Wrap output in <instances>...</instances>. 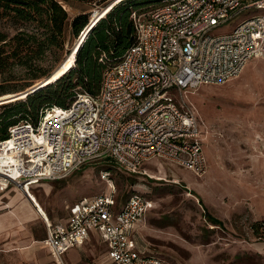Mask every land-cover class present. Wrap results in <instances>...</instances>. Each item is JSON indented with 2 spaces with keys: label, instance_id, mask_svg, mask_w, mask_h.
Masks as SVG:
<instances>
[{
  "label": "built area",
  "instance_id": "1",
  "mask_svg": "<svg viewBox=\"0 0 264 264\" xmlns=\"http://www.w3.org/2000/svg\"><path fill=\"white\" fill-rule=\"evenodd\" d=\"M249 8L264 9V0H162L147 13L134 12L136 43L105 70L97 96L81 94L37 126L9 129L0 148L4 145L12 159L0 160V192L14 187L32 200L30 185L66 179L95 163L133 175L161 160L204 175L203 130L182 97L202 86L223 85L264 56L263 14L217 34ZM101 178L111 194L82 200L65 221L50 224L45 218L46 241L59 263L97 231L113 264H168L134 235L152 200L133 194L119 206L110 172Z\"/></svg>",
  "mask_w": 264,
  "mask_h": 264
},
{
  "label": "rangeland",
  "instance_id": "2",
  "mask_svg": "<svg viewBox=\"0 0 264 264\" xmlns=\"http://www.w3.org/2000/svg\"><path fill=\"white\" fill-rule=\"evenodd\" d=\"M65 1L70 22L83 14L92 22L98 13L119 0ZM126 4L144 14L159 2L142 0ZM260 14L264 15V9L243 10L223 24L217 34L229 33L242 21ZM23 29L25 25L21 21L0 8L1 33L11 39ZM27 30L32 31L31 27ZM78 38L68 26L62 46L48 50L34 62L32 69L16 62L0 70V101L15 97L11 100L14 101L36 90L38 81L44 82L71 60ZM12 50L13 45L4 49L6 53ZM170 94L174 102L181 104L176 91L170 90ZM182 98L205 132L203 146L208 165L204 175L197 176L161 160L147 162L141 172L133 175L120 172L110 163L86 165L66 179L30 185V197L40 212L22 199L16 188L10 187L0 193V216L7 218L13 213L16 216L11 219L21 222L3 234L15 231L24 235L32 227L35 240L43 234L46 237L45 218L54 224L68 217L82 200L111 194L108 183L101 178L102 173L108 171L119 206L133 194L152 200L153 208L140 224L141 232L151 253L168 264H264V56L252 59L227 83L202 86ZM4 110L0 106V114ZM3 146L0 160L8 155ZM25 202L36 213L28 211ZM206 213L223 225L210 223ZM11 219L9 216L6 223L10 224ZM35 221L40 222L35 224ZM22 246L0 249V264H31L32 256L23 252ZM86 248L87 258L83 264L105 262L100 243L90 241Z\"/></svg>",
  "mask_w": 264,
  "mask_h": 264
},
{
  "label": "trees",
  "instance_id": "3",
  "mask_svg": "<svg viewBox=\"0 0 264 264\" xmlns=\"http://www.w3.org/2000/svg\"><path fill=\"white\" fill-rule=\"evenodd\" d=\"M61 1L67 5L65 0ZM104 1L100 0V3ZM141 1L119 0L108 6L90 26L92 19L89 20L87 14L79 15L70 22L67 9L59 0H0V8L25 25V29L11 39L0 32V70L16 62L32 69L34 62L48 50L62 46L68 26L75 37L79 36L78 46L66 71L44 83L38 90L0 104L5 109L0 114V142L8 138L9 129L13 126L26 123L37 126L55 110L68 109L79 95L97 96L105 70L119 62L136 43L133 13L137 12V7L132 8L133 5L126 3ZM28 27L32 31H28ZM84 36L85 39L81 41ZM11 45L12 53H6L5 47ZM40 82L42 80L37 83ZM15 102L19 103L9 105ZM20 120L23 122L20 123ZM206 217L210 223L222 225L221 221L209 213H206Z\"/></svg>",
  "mask_w": 264,
  "mask_h": 264
},
{
  "label": "crops",
  "instance_id": "4",
  "mask_svg": "<svg viewBox=\"0 0 264 264\" xmlns=\"http://www.w3.org/2000/svg\"><path fill=\"white\" fill-rule=\"evenodd\" d=\"M201 129H202V126H201ZM205 142H206V140H205V132L203 131V145H204ZM205 148H203V149H204V153H205V157H206V161H207ZM43 182H51V181H42V182H39V183H43ZM39 183L31 185V187L35 186V185H37ZM4 192H0V193H4ZM19 194L21 195V197L23 199L25 197V199L27 200V197L21 191H19ZM19 202L21 203V202H24V201H20L19 200ZM28 202H30V201H28ZM24 204H25L26 207H28L27 208L28 211L33 210V209H31L29 204H27L26 202ZM22 206H24V205H22ZM28 211H26L24 213L26 214ZM7 216H8L7 218L4 217V216H0V249L1 250H12V249H15L17 246L21 247L23 245L22 246L23 247L22 251L25 252L27 255L32 256V257H30L31 259L29 261V262H31V264H60L58 259L56 258V256L52 253V251H51V249H50V247H49V245H48V243L46 241L47 231H48L47 225H46V237L44 236L45 234H43V236L41 238L37 239V240L34 239V236H33V233H32V227H31V229L29 231H26V233L24 235H20L19 233L15 232V231H12L11 233L3 234V233H5V231H10L9 229H11L12 226H15L14 228L18 227L19 223L21 222L20 219H18L19 222H16V221H14V219H11V216H16L13 213L8 214ZM9 216H10V219H11L10 221H12V222H10V224L6 223V221H5V220H7L9 218ZM37 216H39V215H37ZM39 217L42 218L41 216H39ZM68 217H66L65 219H63L61 221L67 220ZM61 221H58V222H61ZM39 222L40 221H35V224H37ZM222 225H223V223H222ZM222 225H219V226H222ZM42 233H44V232L42 231ZM134 235H135V238L139 242L143 243L147 247L148 243H147L146 239L143 237L140 225H138L135 228ZM93 240H95L98 243H100L103 246V248H104L105 262H103L101 264H113L108 259V256H107V245H106V242H105L104 238L97 231H92L90 233V238L82 246L75 247V248L69 250L65 255H63V257H62V261L63 262L62 263L63 264H83L82 261L87 258L86 257L87 256L86 255L87 254L86 253L87 252L86 251V249H87L86 248V244L89 243L90 241H93ZM149 251L151 253L150 249H149ZM0 262H1V259H0ZM86 264H91V263L87 262Z\"/></svg>",
  "mask_w": 264,
  "mask_h": 264
},
{
  "label": "bare ground",
  "instance_id": "5",
  "mask_svg": "<svg viewBox=\"0 0 264 264\" xmlns=\"http://www.w3.org/2000/svg\"><path fill=\"white\" fill-rule=\"evenodd\" d=\"M103 12V11H102ZM102 12L91 22V24H90V26L91 25H93L96 21H97V19L100 17V15L102 14ZM89 26V27H90ZM85 39V36L83 37V38H81V41H83ZM72 64H74V63H72ZM69 68V64H68V61L67 62H65L58 70H56V72L50 77V78H48L47 80H45L44 82H43V84L44 83H46L47 81H49L50 79H52V78H55L59 73H61V72H64V71H66L67 69ZM41 83V82H40ZM42 84V85H43ZM39 85V84H38ZM40 86V85H39ZM38 86H36V88H37ZM15 97H12V98H7V99H4V100H2V101H0V103H4V102H7V101H11V100H13ZM9 159H12V156H10V155H7V157H6V159L5 160H9ZM24 194H25V192H24ZM27 197V196H26ZM23 199V198H22ZM24 200H26L25 199V197H24ZM27 202H28V200H26ZM29 201H30V205H31V207L33 208V209H36V211H38V212H40L39 210H37V206H36V204H35V202H34V200L32 199H29Z\"/></svg>",
  "mask_w": 264,
  "mask_h": 264
},
{
  "label": "water",
  "instance_id": "6",
  "mask_svg": "<svg viewBox=\"0 0 264 264\" xmlns=\"http://www.w3.org/2000/svg\"><path fill=\"white\" fill-rule=\"evenodd\" d=\"M42 83V82H41ZM41 83H39V84H41ZM38 86V85H37ZM40 86H42V85H40ZM40 86H38L36 89L38 90V88L40 87ZM35 90V89H34Z\"/></svg>",
  "mask_w": 264,
  "mask_h": 264
}]
</instances>
